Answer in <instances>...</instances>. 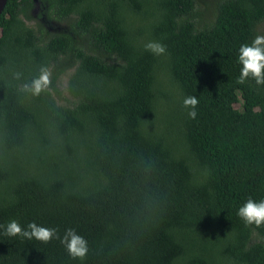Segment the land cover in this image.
I'll use <instances>...</instances> for the list:
<instances>
[{"label": "trees", "instance_id": "16d2710c", "mask_svg": "<svg viewBox=\"0 0 264 264\" xmlns=\"http://www.w3.org/2000/svg\"><path fill=\"white\" fill-rule=\"evenodd\" d=\"M38 3L0 16V225L72 227L89 252L0 234V264H264V223L236 215L264 198V85L237 62L264 0Z\"/></svg>", "mask_w": 264, "mask_h": 264}, {"label": "clouds", "instance_id": "9594fccd", "mask_svg": "<svg viewBox=\"0 0 264 264\" xmlns=\"http://www.w3.org/2000/svg\"><path fill=\"white\" fill-rule=\"evenodd\" d=\"M144 48L154 56L166 54V46L160 41L150 40L144 45ZM237 62L240 65L238 83H244L246 80L252 79L257 85H264V35H256L251 43L241 44L238 49ZM20 75L19 72L14 73L17 79ZM49 77L48 68L42 66L39 69V74L25 83L24 88L30 91L33 96L39 95L49 86ZM198 102L195 95H188L183 98L182 103L189 118H196ZM236 215L241 218L245 225L255 224L260 226L264 223V198L256 200L250 197L246 199L237 208ZM0 229H2L0 234L10 238L28 241L38 240L45 243L54 239L59 240L68 255L75 260L83 261L89 252V244L86 238L72 227L65 228L61 234L55 227H48L35 221L22 226L17 220L13 219L0 225Z\"/></svg>", "mask_w": 264, "mask_h": 264}, {"label": "rangeland", "instance_id": "374dc122", "mask_svg": "<svg viewBox=\"0 0 264 264\" xmlns=\"http://www.w3.org/2000/svg\"><path fill=\"white\" fill-rule=\"evenodd\" d=\"M35 1V8H34V14H38L40 13L41 9L39 7V3H38V0H34ZM204 1V6L205 7H208L207 10H205L206 12H208L210 9H213L212 6L214 4V2L216 0H203ZM43 21H46V18L43 17L42 18ZM260 33H262V35H264V25L260 28ZM74 71H72L73 73ZM68 81H69V75H64L60 81H59V84H58V87L60 89V91L67 96V84H68ZM72 102V101H71ZM65 104V102H63ZM70 103V102H69ZM68 103V104H69ZM236 108L238 109H241V104H237L236 105Z\"/></svg>", "mask_w": 264, "mask_h": 264}, {"label": "water", "instance_id": "95a60500", "mask_svg": "<svg viewBox=\"0 0 264 264\" xmlns=\"http://www.w3.org/2000/svg\"><path fill=\"white\" fill-rule=\"evenodd\" d=\"M7 2H8V0H0V16L3 13V11H4V9H5L6 5H7Z\"/></svg>", "mask_w": 264, "mask_h": 264}]
</instances>
